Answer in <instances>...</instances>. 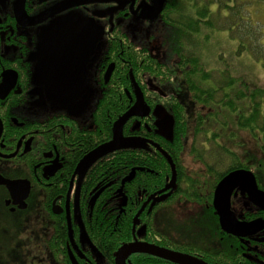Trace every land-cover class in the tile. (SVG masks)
<instances>
[{
  "label": "flooded vegetation",
  "instance_id": "flooded-vegetation-1",
  "mask_svg": "<svg viewBox=\"0 0 264 264\" xmlns=\"http://www.w3.org/2000/svg\"><path fill=\"white\" fill-rule=\"evenodd\" d=\"M169 2L148 17L144 9L156 8V0H0V174L30 182L25 208L7 205L9 191L0 185L7 213L20 217L30 243L21 264H185L145 251L117 256L136 241L196 260L189 264H264V155L239 168L252 172L256 190H233L228 227L215 190L238 169L215 181L190 156L184 186L174 162L172 188L164 190L173 174L164 187L132 188L130 197L122 182L142 167L113 188L108 174L95 180L91 171L102 156L77 181L80 165L105 143L96 135L112 123L113 98L126 94L133 105L140 89L150 112L131 117L132 130H151L149 122L165 135L172 129L160 97L180 95L177 85L169 96L157 76L141 74L128 87L129 64L143 62L145 42L169 29L163 20ZM183 205L194 208L182 228L164 213ZM18 252L12 253L21 258Z\"/></svg>",
  "mask_w": 264,
  "mask_h": 264
},
{
  "label": "trees",
  "instance_id": "trees-1",
  "mask_svg": "<svg viewBox=\"0 0 264 264\" xmlns=\"http://www.w3.org/2000/svg\"><path fill=\"white\" fill-rule=\"evenodd\" d=\"M170 1L168 6L170 4L171 9L167 8L163 18L169 26L168 35L159 33L145 42L143 62L135 59L129 64L128 87L133 89L132 77H141V74L157 76L169 96L174 85L179 87L180 95L172 94L171 99L160 97L161 106L173 116V136L165 135L152 122H149L151 130L146 126L132 130L135 118H131L124 125L123 133L142 140L132 147L108 152L103 155L104 160L98 161L91 169L95 180L106 178L108 174L115 188L134 167L144 168L125 185L130 197H136L130 192L132 188L150 193L164 187L172 174L174 162L178 182L184 186L187 154L198 159L202 170L215 176V181L231 169L249 168L251 160L263 157L251 156L250 152L254 149L253 144L264 152V86L245 77L228 63L223 65L220 55V60H217L220 66L208 68L199 51L201 45L209 41L213 30H224L238 40L237 54L247 52L262 61L264 67L261 35L256 33L249 18L244 17L243 6L238 5L237 0ZM155 40L162 44L158 46ZM162 45L168 46L174 59L166 57ZM154 51L157 52L156 57ZM111 101L112 123L103 128L102 133H97L98 143L112 139L114 123L132 105L126 94ZM6 197L7 193L0 187V210L7 212L4 205ZM23 227L20 217H15L5 232L8 250L19 251L21 258L14 255L0 258V264H21L25 261L26 248H21L25 239H20L25 236Z\"/></svg>",
  "mask_w": 264,
  "mask_h": 264
},
{
  "label": "water",
  "instance_id": "water-1",
  "mask_svg": "<svg viewBox=\"0 0 264 264\" xmlns=\"http://www.w3.org/2000/svg\"><path fill=\"white\" fill-rule=\"evenodd\" d=\"M163 5H164V0H156V8L144 9L145 16L151 17L157 15L163 9ZM112 67L113 66L110 67L108 74L111 73ZM149 112H150V107L145 103L141 90L136 89L135 103L114 123L113 138L110 141L105 142L104 144L98 146L94 151H92L88 155V158L90 159L89 160L90 163L95 162L98 158L102 157L108 152L132 147L137 143V141L142 140L141 138H138L136 136H125L123 133V127L131 117H144L148 115ZM139 125L140 124L138 123L137 126ZM135 128L136 126L134 127V129ZM171 130L172 129L169 130L167 134L168 136H172ZM140 169L142 168H134L130 172V174L124 178L122 182L123 186L126 183L131 182L135 178L137 171ZM172 172L173 175L171 182L166 186L164 190L172 188L175 183L176 168L174 163H172ZM0 185L5 186L9 191L10 198L7 199L6 201L7 205L13 203V205L18 206L19 208H25L27 206L26 200L29 197V193H30V182L28 180L9 179L0 174ZM238 186L241 187L243 191H248L249 194H251L252 191H255L256 182L252 172L244 169L234 170L229 174H227L218 183L215 190L214 205L219 211L222 224L225 227L230 226L232 220H234V216L230 209V200L233 190ZM137 251L150 252L152 254L159 255L168 259H173L175 261H182L185 264H189V261L194 260L193 258L187 255H182L180 253L168 251L151 244L141 243L137 241L123 245L118 251L117 256L118 257L123 256L122 258H124V256L127 255L128 253L137 252ZM199 264H205V263L201 262Z\"/></svg>",
  "mask_w": 264,
  "mask_h": 264
},
{
  "label": "rangeland",
  "instance_id": "rangeland-1",
  "mask_svg": "<svg viewBox=\"0 0 264 264\" xmlns=\"http://www.w3.org/2000/svg\"><path fill=\"white\" fill-rule=\"evenodd\" d=\"M237 4L243 6L242 14L244 15L245 18H249L252 27L255 28L256 33L261 35V40L262 43L264 44V0H237ZM168 32H169L168 30L161 31L162 35L166 34V36L168 35ZM155 34L158 36V32ZM158 42H159L158 40L154 41L155 44L160 46V44L162 43L159 42L158 44ZM256 44H258V40ZM162 48L168 59H174L167 45L165 46L162 45ZM238 48H239L238 40L230 37L227 31L217 29V30H213V33L209 41L204 45H201L199 51L208 68H213L216 67L217 65L220 66L221 64L220 62H222V64L224 65L226 62L228 63L227 65L233 66L237 70H239V72H241V74H243L245 77L247 76V78L256 81L258 85L264 86V67L262 66V61L256 60L247 52H241L237 54ZM218 55H220L221 60ZM218 59L220 60V62L217 61ZM223 134L226 135L225 132ZM253 145H254V149H252L250 152L251 156L264 155V152L260 150V147L256 146L255 144ZM185 161H184L185 165L187 164L192 165L191 157L189 156V154L186 155ZM89 166H90L89 160H87L85 163L80 165L78 172L76 171V173H78L77 181L82 180ZM195 168L198 171L202 170V166L199 164L195 166ZM76 189H77V185H76ZM192 208L194 207L192 206L190 209H188L187 206L183 205L180 208L178 207L175 210H171L169 214H166V212L164 214L167 215L166 217H168L169 219H172L177 226L183 228L190 223V213ZM2 211L0 210V258H7V257L9 258L13 255V253L10 252L11 249L8 250L9 244L8 242H6L5 232H7L10 223L15 221V217L12 216L11 214H8L4 210ZM24 238L25 236L22 235V238L20 239H24ZM26 245L27 243L26 241H24V244L22 245L21 248L24 250L25 248L27 249L28 246H30V243L28 242L27 247Z\"/></svg>",
  "mask_w": 264,
  "mask_h": 264
}]
</instances>
